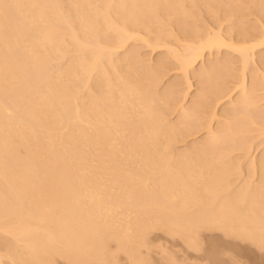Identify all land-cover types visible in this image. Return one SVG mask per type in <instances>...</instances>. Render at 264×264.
Masks as SVG:
<instances>
[{"label":"bare ground","instance_id":"bare-ground-1","mask_svg":"<svg viewBox=\"0 0 264 264\" xmlns=\"http://www.w3.org/2000/svg\"><path fill=\"white\" fill-rule=\"evenodd\" d=\"M160 238L264 254V0H0V264Z\"/></svg>","mask_w":264,"mask_h":264},{"label":"rangeland","instance_id":"rangeland-1","mask_svg":"<svg viewBox=\"0 0 264 264\" xmlns=\"http://www.w3.org/2000/svg\"><path fill=\"white\" fill-rule=\"evenodd\" d=\"M145 49V48H144ZM148 49H150V48H148ZM147 49V51H149ZM157 50H151V51H149V52H147L146 54H150V55H148L149 57H151L153 54H155V52H156ZM154 56V55H153ZM194 86V85H193ZM193 86L191 87V88H193ZM175 114V113H174ZM173 113H172V116L174 115ZM199 134V133H198ZM257 146H260L261 147V145H257ZM254 147H256V146H253L251 149H252V151L250 150V154H252L253 156H256V155H258L257 153H259L258 151H260L259 149H260V147H256V148H254ZM254 154H256V155H254ZM252 155H250V156H252ZM243 174L242 175H237V176H235V175H233V177H234V179L236 180L235 182L236 183H239L241 180H243V177H245V173H244V171L242 172ZM237 177V178H236ZM242 182V181H241ZM240 182V183H241ZM234 184V185H238V184ZM153 238H156V239H154V240H156V242L158 241L157 240V236H153ZM158 238H159V236H158ZM163 238V237H162ZM162 238H160L161 240H162V242H164L163 244L165 245V242H166V244L168 245H166L167 246V248L170 246V248H172V249H174L175 250V252L172 250V252H174L175 254V256L174 257H176V260L178 259H180L182 262H184V264H190V263H193L194 264V262L196 263L197 262V264H199V262H200V264H202V262L204 263V264H208L209 262H211L212 261V258H210V257H212V256H210V257H207V256H204L203 254H205L206 252H200L199 254L198 253H195V252H192V251H184V249H186L185 247L183 248V247H181V245L177 242V241H175L176 239H174L173 241L171 240V239H169V241L167 240V241H165V239H162ZM218 238H220V237H218ZM208 239H210V238H207L206 237V245L204 246V247H206L207 246V244L209 243V241H210V243H209V245L211 244V239L208 241ZM213 240H215V238L213 239ZM222 239H217L215 242L216 243H218V241H221ZM160 241V240H159ZM205 241H204V244H205ZM222 241H224V240H222ZM180 242V241H179ZM214 242V241H213ZM213 243V244H215L216 245V243ZM227 242V245H229V246H225V248H227L228 250H231V254H228V253H230V251H228L227 249H226V252H228L227 254H225V255H223V254H220V255H222L223 257H222V259H223V263H224V261L226 260V258L228 257V256H230L231 255V260L230 261H232V260H234V261H232L231 263L232 264H235L234 262H236V264H264V258H262V255H264V254H261L260 252L258 253L257 251H254L253 250V248H252V251L251 252H249V251H246V250H250V249H248L246 246H239L238 245V243L236 244L235 242V247H234V245H233V243H231L232 244V246L230 245V244H228L229 242L228 241H224V242H222V244L223 243H226ZM157 243H160L161 244V242H157ZM181 243V242H180ZM221 243V242H220ZM162 244V245H163ZM179 244V245H178ZM221 244V245H222ZM208 245V246H209ZM225 245V244H224ZM238 245V246H237ZM183 246V245H182ZM218 246H219V243H218ZM223 246V245H222ZM203 247V248H204ZM220 247V246H219ZM224 247V246H223ZM233 247V248H232ZM244 247L246 248V250L244 249ZM249 247V246H248ZM222 248V247H221ZM232 248V249H231ZM250 248V247H249ZM169 249V248H168ZM183 249V250H182ZM240 249H242V250H244V252L243 251H241ZM169 250H171V249H169ZM238 250V251H237ZM239 250H240V252H239ZM204 251V250H203ZM246 251V252H245ZM169 253H171V251L169 252ZM203 253V254H202ZM207 254V253H206ZM261 254V255H260ZM152 255V254H151ZM156 254L154 253V255L153 256H155ZM209 255V254H208ZM219 255V256H220ZM204 256V257H203ZM218 256V258L219 259H221L220 257ZM225 256H226V258H225ZM233 256H234V258H233ZM152 257V256H151ZM206 257V258H205ZM157 258V257H156ZM155 257H154V260H153V262H155V260L157 261V259H156ZM205 258V259H204ZM211 259L210 261H209V259ZM218 258H217V260H218ZM233 258V259H232ZM221 259V260H222ZM225 259V260H224ZM238 259V260H237ZM261 259V260H260ZM177 260V261H178ZM179 260V262H181ZM236 260V261H235ZM176 261V262H177ZM205 261H206V263H205ZM158 262H159V260H158ZM155 262V264H161V263H163L162 261H161V263L159 262ZM181 262V263H182ZM213 262V261H212ZM212 262H211V264H212ZM226 262H227V260H226ZM229 262V261H228ZM242 262V263H241ZM230 263V262H229ZM154 264V263H153ZM164 264V263H163ZM180 264V263H179ZM210 264V263H209ZM227 264V263H226Z\"/></svg>","mask_w":264,"mask_h":264}]
</instances>
